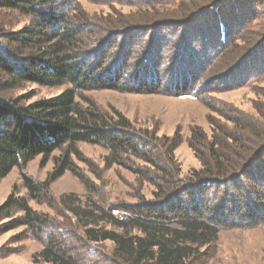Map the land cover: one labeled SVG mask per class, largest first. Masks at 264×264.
Returning <instances> with one entry per match:
<instances>
[{"label": "trees", "instance_id": "obj_1", "mask_svg": "<svg viewBox=\"0 0 264 264\" xmlns=\"http://www.w3.org/2000/svg\"><path fill=\"white\" fill-rule=\"evenodd\" d=\"M74 1L0 0V11L28 19L19 29L0 27V182L15 167L24 168L38 156L43 166L55 150L81 141L104 146L114 163L142 160L153 168L148 171L156 186V201L128 205L120 213L98 205L102 214L96 222L112 228H85L86 241H112L108 259L112 264H208L223 227L256 226L264 220V167L259 169L264 124L252 121L241 127L242 135L219 143L206 141L201 133L197 141L207 151L192 145L201 168L186 179L174 166V151L154 153L157 139L154 143L141 134L122 113L109 116L85 93L110 89L201 98V88L195 86L207 74H212L207 80L213 81L243 71L249 77L263 75L264 22L256 30L251 27L258 18L264 21V0H164L174 2L171 14L175 16L126 27L127 21L100 23L80 15L72 6ZM170 28L182 32L176 36ZM164 29L168 30L164 36L173 34L175 39L151 42L145 62L133 69L127 57L133 47H128L130 36L146 30L159 40L158 33ZM111 42H119V47L107 56ZM167 48L170 53L162 56ZM167 55L165 67L171 73L162 85L158 68ZM29 82L69 86L29 104L24 102L30 95L7 96L17 85ZM68 162V157L62 158L44 181L22 172L27 195L13 191L0 204V235L24 227L14 238L27 236L44 243L37 253L42 262L93 264L88 254L95 252L94 247L80 243V248L76 241L66 244L63 232L49 233L51 220L29 203L44 197L68 170ZM212 188L215 191L209 193ZM88 212L84 214L91 216L92 210Z\"/></svg>", "mask_w": 264, "mask_h": 264}, {"label": "rangeland", "instance_id": "obj_2", "mask_svg": "<svg viewBox=\"0 0 264 264\" xmlns=\"http://www.w3.org/2000/svg\"><path fill=\"white\" fill-rule=\"evenodd\" d=\"M72 6L79 10L78 14L88 16L95 22L111 21L116 24L114 21H118L119 25H124V21H127L125 27L130 24H149L161 18L175 16L171 14L174 2L167 4L164 0H76ZM27 22V18H20L18 14L0 11V27L6 26L8 30H15ZM263 22V19L258 18L251 28L256 30ZM171 31H177V36L182 29ZM166 32L167 29L159 31L158 35L161 36L159 40L154 38L151 31L146 30L134 32L130 36L132 42L128 47L130 48L132 44L133 47L127 57L129 62L133 63V69L138 62H145L144 56L151 42L156 45L161 38L165 43L170 36L175 39L173 34L164 36ZM108 47L107 56L109 50L118 49L119 42H111ZM168 53L169 48L162 56ZM152 54H149L150 58H153ZM112 58L113 56L109 59ZM168 59L170 60L168 55L163 57L164 63L158 68L162 85L171 73L170 69L165 67V61ZM147 68L146 63L145 69ZM215 71L220 72L219 69ZM243 73L239 76L235 73L227 79L214 81L207 80L212 74L199 78L195 89L201 88L199 91L201 98L193 95L130 93L110 89L91 90L85 95L109 116L116 115V112L122 113L141 134L148 136L154 143L157 139V144L152 149L154 153L168 154L174 151L175 168L181 170V177L190 179L192 173L201 168L200 158L192 145H196L203 152L207 151L205 146H200L198 142L201 133L206 141L219 143L229 140V137L242 135L241 127L249 125L252 121H261L264 124V74L260 76L253 74L249 77ZM68 86V84L42 86L29 82L17 85L7 93V96L30 95L24 102L29 104L38 99L56 96ZM242 144L245 145L244 142ZM108 153L104 146L81 141L74 146L65 145L55 150L50 160L43 166L42 156H38L24 168L15 167L2 179L0 204L13 191L23 196L27 195V189L22 184V172L37 181H44L54 170L55 165H58L62 158L68 157V170L51 184L43 198L29 199V203L33 209L49 217L51 220L49 233L63 232L62 239L66 244H73L76 241L78 247L80 243H84L85 247H94L95 252L88 254L92 255L89 257L93 264H112L108 259L113 254V242L110 240L88 242L84 235L85 228L102 230V225L104 228H112L103 221L96 222L98 215L102 214L96 207L101 205L107 212L119 209L116 213H120L128 205L156 201V186L150 178L151 172L148 171H153L152 166L135 158H130L124 164L114 163L108 159ZM261 164L263 165H260L259 169L264 167V158ZM243 183L244 180L241 181V184ZM230 188L232 189V186ZM214 191L215 188H212L209 193ZM190 193L192 192L182 195L181 201ZM91 210V216L84 214ZM23 229L24 227H21L0 235V264H53L42 262L37 256L44 247L41 241L27 236L16 241L18 239L14 237ZM208 264H264V220L256 226L223 227L219 233L215 255Z\"/></svg>", "mask_w": 264, "mask_h": 264}]
</instances>
